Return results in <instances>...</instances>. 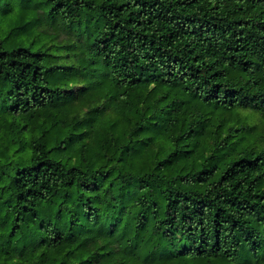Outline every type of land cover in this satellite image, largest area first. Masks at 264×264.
I'll return each instance as SVG.
<instances>
[{"label":"trees","instance_id":"obj_1","mask_svg":"<svg viewBox=\"0 0 264 264\" xmlns=\"http://www.w3.org/2000/svg\"><path fill=\"white\" fill-rule=\"evenodd\" d=\"M31 1L0 27V264H264V0Z\"/></svg>","mask_w":264,"mask_h":264},{"label":"rangeland","instance_id":"obj_2","mask_svg":"<svg viewBox=\"0 0 264 264\" xmlns=\"http://www.w3.org/2000/svg\"><path fill=\"white\" fill-rule=\"evenodd\" d=\"M32 7L33 4L31 0H0V27L2 26L5 28L11 19L17 18L21 13L24 14L25 12L31 11ZM56 29L57 28L46 23H42L40 26V30L42 31L57 34L56 42L59 43L61 41L62 46H64L61 52V59L64 62H69L74 58L76 47L73 44L65 46L67 43L66 40H68L69 37L68 34ZM84 108L86 109L87 107ZM241 114L245 117H249L251 122H258L260 127L264 126V117L257 110L247 108L241 110Z\"/></svg>","mask_w":264,"mask_h":264}]
</instances>
